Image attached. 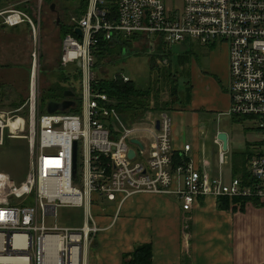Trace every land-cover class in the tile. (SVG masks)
Wrapping results in <instances>:
<instances>
[{"label":"built area","instance_id":"built-area-1","mask_svg":"<svg viewBox=\"0 0 264 264\" xmlns=\"http://www.w3.org/2000/svg\"><path fill=\"white\" fill-rule=\"evenodd\" d=\"M38 1L41 5L43 0ZM0 18L1 25L9 27L28 21L34 30L29 122L17 112L0 108V146L6 137L25 138L30 149L25 180L17 182L0 171V264H86V253L99 230L92 205L102 196L120 205L135 193L176 194L187 206H193L201 196L264 202V0H183L182 9L177 5L171 8L169 0H88L86 10L72 19L71 31L63 36L60 53L63 68H80L79 112H39V26L15 9L0 10ZM141 37L148 48L153 43L156 50L160 44L170 49L187 39L226 46L230 114L250 118L262 133L261 147L248 160L249 183L241 177L227 183L222 174L214 177L191 161L177 164L175 153L185 154L191 145L184 144L181 150L174 147L170 112L159 111L153 118L140 117L134 122L123 120L116 100L97 89L101 44L108 42L114 47L123 39H133L136 44ZM127 50L125 54L133 49ZM121 77L131 80L125 74ZM133 139L140 140L142 146ZM131 149L136 152L133 158L129 157ZM227 161V153L221 149L220 166ZM80 166L82 183L77 186L74 182L79 179ZM61 207H84L83 225L59 226ZM48 217L55 219L54 224L47 222Z\"/></svg>","mask_w":264,"mask_h":264},{"label":"crops","instance_id":"crops-1","mask_svg":"<svg viewBox=\"0 0 264 264\" xmlns=\"http://www.w3.org/2000/svg\"><path fill=\"white\" fill-rule=\"evenodd\" d=\"M23 24L13 27L0 25V106L3 85H13L15 89L10 90L21 98L24 94L29 95L28 63L33 38ZM26 36L28 42L24 41ZM19 38L23 40V45L18 43ZM204 47L207 50L203 53L208 54L205 56L206 63L199 64L195 57H191L188 69L190 83L186 84L191 89L190 93L188 95L186 86L180 90L179 98L170 111L177 119L173 124L174 147L181 150L184 144H190L191 150L185 154L178 151L180 156L183 155L182 161H191L196 168L207 170L214 177L222 174L227 183L241 177L247 184L251 181L248 160L262 141L258 147L252 144L250 149L247 143L243 150L232 152L235 154L231 158L227 150L226 164L232 174L230 177L225 175L223 166L226 164L221 167L219 163L223 143H218L217 139L221 132H226L229 138V132L225 128L214 127L213 116L230 113L228 50L224 44ZM70 74L74 72L70 71ZM149 101L150 105L152 98ZM187 112L197 123L191 141L186 136ZM203 120L209 125L198 126ZM226 199L229 200L228 205L220 208L219 204L223 205ZM77 208L83 210V225L85 208ZM92 212L99 230L89 253H86V264H123L124 255L131 253L141 243L152 244L153 264H264V202L261 200L201 196L193 206H187L176 194L135 193L122 205L104 196L99 197L92 205Z\"/></svg>","mask_w":264,"mask_h":264},{"label":"rangeland","instance_id":"rangeland-1","mask_svg":"<svg viewBox=\"0 0 264 264\" xmlns=\"http://www.w3.org/2000/svg\"><path fill=\"white\" fill-rule=\"evenodd\" d=\"M83 2V5H82ZM88 0H86L87 6ZM55 4V10H52V5ZM170 7L177 5L180 9L183 7V0H169ZM85 0H43L41 5L38 0H0V10L15 9L22 11L30 19L37 24L38 38H39V85H40V99H39V112L46 113L47 105L55 96L56 92H52L48 88L53 86L57 88L61 85L64 72L60 64L61 41L63 36L71 27V22L74 17L80 16L85 8ZM40 10V15L37 17L36 13ZM58 17L60 24L57 23ZM1 25V23H0ZM23 26H26V32L30 34L31 39L34 35L32 24L26 21ZM30 26V27H29ZM10 30L9 28H6ZM27 36L24 41L28 42ZM33 40V39H32ZM31 40V50L34 49V44ZM136 44L130 46L131 53L122 54L116 53L105 57L104 63H100L96 68V74L102 78H116L125 74L129 76L132 81L137 83V87L143 91H149V96L152 98L150 108L141 109L123 113L117 110L123 120L128 117L131 122L138 120L140 117L153 118L159 111L172 110L173 101L176 99V81L178 83V90L185 89L186 84L189 85L190 73L189 61L191 57H195L199 64H205V56L203 51L207 50L200 43H192L190 39L184 42L176 43L172 48L167 49L164 44L156 50L154 55H151L147 49L149 45L144 37L135 40ZM20 44H24L23 40L19 38ZM29 52V53H30ZM188 62L186 63V61ZM200 61V62H199ZM186 63V64H185ZM31 69V60L28 63ZM73 70V65L67 67ZM30 72V71H29ZM176 80V81H175ZM72 84L78 94L82 93L81 90V77L71 75L67 81ZM187 82V83H186ZM62 86V85H61ZM187 87V86H186ZM3 100L1 99V110L24 116L29 122V102L28 95L20 97L19 94L14 92L15 87L11 84L9 86L3 85L2 87ZM48 92L46 94L45 91ZM60 95L62 96L61 92ZM58 100L60 97L55 98ZM75 99V98H74ZM14 104L11 105V104ZM169 103V104H167ZM17 105V106H16ZM20 111H17V110ZM133 114V115H131ZM171 116L173 115L170 112ZM174 116V115H173ZM172 116L173 124L177 119ZM187 140L191 141L193 132L197 130V123L194 122L190 112L185 115ZM253 121L249 118H240L235 120L231 114H214L213 126L225 128L229 132V149L227 151L231 158L235 153L244 149L247 143L249 149L251 145H260L262 141L261 131L250 128L253 126ZM209 125L206 120L199 123L198 126ZM250 126V127H249ZM28 134V132H27ZM258 147V146H257ZM81 154L79 163H81ZM30 167V149L29 140L25 138H9L6 137L5 144L0 147V171L9 173L17 182L25 180L27 171ZM225 175L231 176L232 171L226 164L223 166ZM82 167H79V179L74 183L81 186L82 183ZM229 182V181H228ZM47 222L54 224L55 219L48 217ZM83 222L82 208H68L61 207L58 210V225L62 227H81Z\"/></svg>","mask_w":264,"mask_h":264},{"label":"trees","instance_id":"trees-1","mask_svg":"<svg viewBox=\"0 0 264 264\" xmlns=\"http://www.w3.org/2000/svg\"><path fill=\"white\" fill-rule=\"evenodd\" d=\"M83 1V0H82ZM83 5V2H82ZM85 6H86V0H85ZM84 6V8H85ZM87 6H88V2H87ZM86 6V7H87ZM86 10V8H85ZM84 10V11H85ZM71 31V27L70 29L67 31L69 32ZM122 42L120 44H117L116 46L112 47L108 42L102 43L101 47H100V51L98 53V57H97V61L98 63H104L103 61L105 60V57L108 55H112V54H116V53H122L123 55L125 54L127 50V48H129L130 46H132L133 39H123L121 40ZM162 45V44H160ZM160 45L158 46V48L160 47ZM156 52V50H155ZM151 53V55H154V53ZM62 67V66H61ZM63 72L64 75L63 76V80L62 83L59 87L54 88L53 86H50V88H48L49 90H51L52 92H56L55 96L53 97V99L51 100H57L55 98L60 97V99L63 98V100L65 99V91L67 89H72L76 96L74 97L75 101L77 102V106L75 108L70 109V111L74 112H79L80 111V105H81V94L77 93L76 88L67 82L68 78L71 75L74 76H81V72H80V68L76 65L73 66V72L74 74H70L71 70H67L66 68H63ZM176 81V80H175ZM137 83L135 81H132V79L130 81H124L123 78L121 76H118L116 78H102L99 80V83L96 85L97 89L103 92H106L111 98L116 100V108L123 113H128V112H133V111H139L142 108L145 110L147 108H150L149 106V91H143L141 88H138ZM176 91L175 93L177 94L176 99L173 101V103L179 98V90H178V83L176 81ZM45 91L44 94H46L48 92ZM190 87H187L186 91L188 92V95L190 93ZM60 92L62 94V96L60 95ZM61 101V100H58ZM169 104V103H167ZM142 109V110H143ZM133 115V114H131ZM134 116V115H133ZM181 154H179V152L175 153V161L177 164L179 163H183L184 161H182L183 159V155L180 156ZM188 160V158L186 159ZM185 160V161H186ZM245 162V159L243 160ZM247 162V161H246ZM229 200L226 199L224 201V204H219L220 208L225 207L226 205H228ZM123 264H153V246L151 243H141V244H137L135 246V249L128 254L124 255V262Z\"/></svg>","mask_w":264,"mask_h":264},{"label":"water","instance_id":"water-1","mask_svg":"<svg viewBox=\"0 0 264 264\" xmlns=\"http://www.w3.org/2000/svg\"><path fill=\"white\" fill-rule=\"evenodd\" d=\"M52 10H55V4L52 5ZM57 23L60 24V18L58 17ZM76 32L80 35L81 30L78 28L76 29ZM150 53L155 52V45L152 43L150 45V48L148 50ZM79 65L81 66V62H79ZM65 96L67 97L66 99L62 101H56L52 100L48 103L47 105V111L50 113H54L56 111H67L70 109L72 106L75 105V100L73 97L75 96V92L73 90H66L65 91ZM157 128H160V122H157ZM1 136V133H0ZM218 139L222 141L223 143V150L227 151L228 150V144H229V138L228 134L226 132H221L218 134ZM133 142L138 143L140 146H142V143L138 139H133ZM136 155V152L134 149H131L129 151V157L133 158ZM77 142H75L74 146V156H73V174L76 176L77 174Z\"/></svg>","mask_w":264,"mask_h":264},{"label":"bare ground","instance_id":"bare-ground-1","mask_svg":"<svg viewBox=\"0 0 264 264\" xmlns=\"http://www.w3.org/2000/svg\"><path fill=\"white\" fill-rule=\"evenodd\" d=\"M14 125L16 124L15 122H12Z\"/></svg>","mask_w":264,"mask_h":264}]
</instances>
